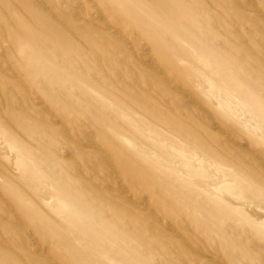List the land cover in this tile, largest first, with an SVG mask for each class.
<instances>
[{"label":"clouds","instance_id":"1","mask_svg":"<svg viewBox=\"0 0 264 264\" xmlns=\"http://www.w3.org/2000/svg\"><path fill=\"white\" fill-rule=\"evenodd\" d=\"M25 4L30 27L0 34V264H264V0ZM206 78L249 104L250 126Z\"/></svg>","mask_w":264,"mask_h":264},{"label":"rangeland","instance_id":"2","mask_svg":"<svg viewBox=\"0 0 264 264\" xmlns=\"http://www.w3.org/2000/svg\"><path fill=\"white\" fill-rule=\"evenodd\" d=\"M27 14H28V9L25 4V0H9V4L7 8H4L3 4H0V34H3L6 30L15 31L19 27H23V28L30 27L27 21ZM206 80L207 81L205 82L206 84H208L207 91L209 94V98L218 100L220 106L226 109L230 114H232L234 118L238 117L237 119L239 121L241 120L243 122H246V120H248V117L251 115L249 104L244 99H241L239 94L230 87H228L226 84L224 85L218 84L217 81L212 78H206ZM228 101L229 104L231 103V105L228 104ZM125 119H127L129 123L132 124V126L136 129V131L139 132V134L143 136L144 139L148 143L152 144L155 148L166 149L168 147L170 149L183 150L188 147L183 141L178 139L174 143L163 140L160 132L157 130H153L152 128H148V129L140 128L135 123V121L132 120L131 117L126 116ZM248 121L250 123H246V125L250 126L253 123V120L249 119ZM126 142L130 144L132 143L131 141H126ZM12 151L19 153V158L16 162L18 169L26 168L29 164L35 167V161L32 160L29 156H26L22 150L13 147ZM195 154L197 153L195 152ZM151 155L153 156V158H159L155 151H152ZM197 157L193 158V160L195 159L196 160L192 161L191 165H184V166L186 168L191 169L194 164L199 165L198 171L206 175L207 172L205 166L207 165V169H215L218 176L223 175L225 170L220 165H218L215 162L213 163V161L210 160H209L210 164L212 165L210 164L208 165L205 159L200 158L198 155ZM91 168H92V176L98 186V189L102 193L107 195L108 193L106 192V186L113 184L115 182L114 178L108 174V172L106 171V169L102 164H94L91 166ZM228 179L229 177L227 175H224L225 182L215 187L214 192L218 194H222L225 191H227L229 188V185L227 184ZM219 198L220 197L218 196L217 199ZM51 203L52 202L50 201L49 204L51 205ZM58 203L62 210L68 211L70 209V205H68L66 202L58 201ZM5 219H7V217H5ZM124 242L129 243L127 239H125Z\"/></svg>","mask_w":264,"mask_h":264},{"label":"bare ground","instance_id":"3","mask_svg":"<svg viewBox=\"0 0 264 264\" xmlns=\"http://www.w3.org/2000/svg\"><path fill=\"white\" fill-rule=\"evenodd\" d=\"M205 81H207V80H205ZM208 85V84H207ZM220 89H221V87H220ZM228 93V92H227ZM209 95V94H208ZM213 96V95H212ZM239 103V102H238ZM226 104H227V102H226ZM228 104H229V101H228ZM229 105H231V103L229 104ZM227 107V106H226ZM230 107V106H229ZM240 107H241V105H240ZM240 114V113H239ZM239 114H238V116H239ZM234 115H236V114H234ZM238 118V117H237ZM247 118V117H246ZM242 119V118H241ZM249 120V119H248ZM248 120H246V123H250ZM241 121V120H240ZM248 121V122H247ZM252 123V122H251ZM144 133V132H143ZM170 146V145H169ZM168 148V147H167ZM166 148V149H167ZM170 148H168V150H169ZM169 151H171L172 153H174L175 154V156L177 157V158H179V160L180 161H182V163H183V165H191V163H192V161H195V160H193V158L194 157H197V154H195V152L194 151H190V150H188V147L187 148H185V149H183V150H175V149H170ZM197 159H198V157H197ZM207 161V164L209 165L210 164V161L209 160H206ZM194 163V162H193ZM214 163V162H213ZM210 165H212V164H210Z\"/></svg>","mask_w":264,"mask_h":264}]
</instances>
